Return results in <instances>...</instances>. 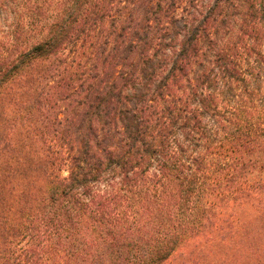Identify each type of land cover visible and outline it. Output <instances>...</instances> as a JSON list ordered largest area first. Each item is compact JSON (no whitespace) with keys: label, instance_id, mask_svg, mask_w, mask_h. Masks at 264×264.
Returning <instances> with one entry per match:
<instances>
[{"label":"trees","instance_id":"obj_1","mask_svg":"<svg viewBox=\"0 0 264 264\" xmlns=\"http://www.w3.org/2000/svg\"><path fill=\"white\" fill-rule=\"evenodd\" d=\"M263 173L264 0H0V264H264Z\"/></svg>","mask_w":264,"mask_h":264},{"label":"rangeland","instance_id":"obj_2","mask_svg":"<svg viewBox=\"0 0 264 264\" xmlns=\"http://www.w3.org/2000/svg\"><path fill=\"white\" fill-rule=\"evenodd\" d=\"M181 25L179 23V27L181 28ZM261 179L264 180V173L260 175ZM240 219L243 220L244 223V231L242 232L243 235L237 238H231L228 240L227 245L230 248H235L236 246L240 245V249L247 250L249 247H253L256 244H263L264 243V213H263V219L260 221L259 224L253 223V220H251L249 216V212H245L244 214L240 215ZM254 232V234H253ZM194 245V244H193ZM193 249V246L189 248V250L185 253L187 255L189 252H191ZM230 250V251H228ZM185 252V251H184ZM216 256L213 257L208 264H244V263H253V260L249 261L246 259L247 253H242L237 256L236 259L229 258L228 262L225 260L220 259L221 254H226L228 256H232L236 253L233 252L232 249H228L225 246H223V249L215 250ZM223 256V255H222ZM227 256V257H228ZM179 261L173 262L177 263Z\"/></svg>","mask_w":264,"mask_h":264}]
</instances>
